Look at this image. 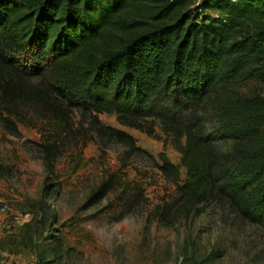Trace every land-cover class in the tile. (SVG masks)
Masks as SVG:
<instances>
[{
    "label": "trees",
    "instance_id": "trees-1",
    "mask_svg": "<svg viewBox=\"0 0 264 264\" xmlns=\"http://www.w3.org/2000/svg\"><path fill=\"white\" fill-rule=\"evenodd\" d=\"M247 82L256 88L242 91ZM262 84L264 0H0V122L17 133L29 124L24 106H46L52 135L39 145L51 169L65 130L55 103L87 112L98 135L130 152L140 150L134 137L97 115L148 135L157 120L186 169L179 184L178 165L157 154L185 216L219 199L264 227ZM209 119L231 139L230 153L210 144ZM112 186L102 181L86 204ZM165 210L156 207L158 219L168 220ZM23 226L31 237V223ZM13 238L0 237V254Z\"/></svg>",
    "mask_w": 264,
    "mask_h": 264
},
{
    "label": "rangeland",
    "instance_id": "rangeland-1",
    "mask_svg": "<svg viewBox=\"0 0 264 264\" xmlns=\"http://www.w3.org/2000/svg\"><path fill=\"white\" fill-rule=\"evenodd\" d=\"M239 86L245 92L256 88ZM257 87L264 92V84ZM55 105L65 130L56 139L51 169L39 145L52 135L46 106H24L29 124L17 123V133L0 122V207H6L0 237H14L0 264H264V227L238 217L227 202H204L185 216L157 154L164 151L178 165L179 184L186 169L157 120L148 135L120 124L115 114L97 115L102 124L134 137L140 150L130 152L124 143L98 135L87 112ZM205 132L216 151L231 152L232 141L215 120L205 123ZM110 177L111 190L86 204ZM158 206L166 209L167 221L157 218ZM25 223H31V237Z\"/></svg>",
    "mask_w": 264,
    "mask_h": 264
},
{
    "label": "built area",
    "instance_id": "built-area-1",
    "mask_svg": "<svg viewBox=\"0 0 264 264\" xmlns=\"http://www.w3.org/2000/svg\"><path fill=\"white\" fill-rule=\"evenodd\" d=\"M6 207L3 205L0 207V212H2Z\"/></svg>",
    "mask_w": 264,
    "mask_h": 264
}]
</instances>
